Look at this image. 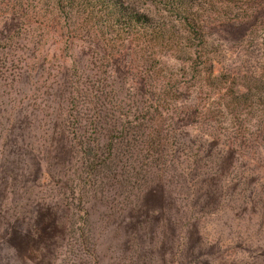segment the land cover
<instances>
[{"label":"rangeland","instance_id":"obj_1","mask_svg":"<svg viewBox=\"0 0 264 264\" xmlns=\"http://www.w3.org/2000/svg\"><path fill=\"white\" fill-rule=\"evenodd\" d=\"M122 1L161 35L126 36L77 4L57 26L48 10H0V264H264V0H190L186 13ZM75 67L116 94L97 131L90 112L82 125L67 113ZM157 101L176 137L169 182L125 211L90 185V141L104 152L119 116L148 123Z\"/></svg>","mask_w":264,"mask_h":264},{"label":"trees","instance_id":"obj_2","mask_svg":"<svg viewBox=\"0 0 264 264\" xmlns=\"http://www.w3.org/2000/svg\"><path fill=\"white\" fill-rule=\"evenodd\" d=\"M27 1L29 0H8L4 3L3 0H0V10L9 12V20L27 19L25 12H28L29 8L48 10L50 16L52 15L49 20L54 26H57L60 12L66 11L70 16L73 7L77 4L82 7L83 12L88 11L89 18L90 15H94L98 20L102 19V12L108 13L107 16L109 17L113 15L111 21L107 25L103 21L102 26H107L116 31L119 29L126 36H139L147 30V32L155 33L157 36L161 35L159 31L157 33L153 31L154 24L149 16L135 12L122 0H30V5L25 4ZM160 2L175 12L186 13L193 8L190 0H160ZM183 21L189 33L202 32V25L199 21L191 20L193 23L186 21V19ZM27 22H29L28 19ZM3 40L8 41V51H14L20 44L18 41H13V35L4 36ZM10 56L13 57V55H7L9 57L8 66L15 71L20 70L21 67L18 64L25 60L22 61L21 57L12 60ZM22 66L27 68L26 64ZM8 68L5 69V72H8ZM87 79H89L87 76L77 72V67L73 70L72 77L70 75L66 77L65 80L67 81L64 87L68 88L70 96L67 113L70 119L79 121V124L82 125V122L86 124L87 112H90V125L94 126L97 131L98 125L109 124L107 120L113 118V116L106 118V110L110 106V98L114 100L116 94L109 89L108 82L110 80L107 77L95 76L91 77L90 81ZM148 80L152 81V78L148 77ZM166 100L167 98H163L164 102ZM143 110L144 107L139 109L138 119L141 113L147 114L148 110ZM156 112L159 114L158 119L141 117L143 120H148V123L139 122L140 119L136 121L129 115L119 116L120 119L117 123L121 129L116 130V125L108 129V132L112 133V139L109 138L104 141L105 151L102 153H99V149L95 148L96 141H90V185L102 186L113 191L121 199L118 204L125 211L131 207L132 199L138 198L147 189L169 182L168 177H165L169 163L167 158L171 149L170 140L176 137L169 135L170 122L165 120L167 115L165 117L164 108L159 105V102ZM151 122H155L156 125L151 126ZM113 133L117 134L114 135ZM86 156L87 154L84 155V164H87Z\"/></svg>","mask_w":264,"mask_h":264}]
</instances>
